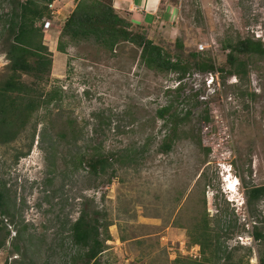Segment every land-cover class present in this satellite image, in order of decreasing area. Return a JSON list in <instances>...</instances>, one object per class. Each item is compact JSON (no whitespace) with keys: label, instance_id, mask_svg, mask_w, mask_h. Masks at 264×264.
Listing matches in <instances>:
<instances>
[{"label":"rangeland","instance_id":"1","mask_svg":"<svg viewBox=\"0 0 264 264\" xmlns=\"http://www.w3.org/2000/svg\"><path fill=\"white\" fill-rule=\"evenodd\" d=\"M78 1L55 0L51 10L56 14L51 13V28L45 30L54 63L45 91L60 89L61 96L35 115L18 140L0 146V184L14 215L0 216L3 232H10L5 247H0V264H18L22 254L36 264H71L84 252L74 244L70 225L84 211L112 224L100 264L200 260V247L190 245L188 230L202 214H208L217 244L232 254L233 264H260L264 243L252 234L255 223L264 228V196L252 205L245 194L264 187V58L241 56L249 67L244 81L223 73L215 85L205 74L191 75L184 82V97L191 100H184L173 91L176 76L139 65L129 43L114 53L94 41L59 53L62 28ZM161 4L167 18L140 31L166 50L173 52L183 41L187 50L209 54L227 72L223 46L229 39L252 38L264 44V0ZM11 9V0H0V81L9 64L2 44ZM197 93L199 101L192 98ZM170 103L181 116L188 111L193 115L180 129L172 151L162 154L158 148L169 128L158 111ZM205 111L209 121L204 120ZM51 120L56 124L53 137L43 138V126ZM62 124L76 128V145L57 136ZM125 148L136 153L137 164L115 163L105 174L90 173L87 155L93 150L110 154ZM78 152L85 161L74 169ZM18 153L27 155L15 162ZM25 175L38 183L31 185ZM19 231L22 237L16 239Z\"/></svg>","mask_w":264,"mask_h":264},{"label":"trees","instance_id":"2","mask_svg":"<svg viewBox=\"0 0 264 264\" xmlns=\"http://www.w3.org/2000/svg\"><path fill=\"white\" fill-rule=\"evenodd\" d=\"M55 0H11V14L5 21L3 50L9 64L7 73L0 81V146L9 145L32 125L35 115L43 109H48L61 96L60 89H52L46 92L45 86L49 83L53 69V55L45 44L44 21L52 18L50 6ZM127 15L120 14L114 7V0H79L73 12L65 20L57 51L66 54L70 47L78 46L82 42L94 41L107 52L114 53L122 44H130L135 47L139 58V65L147 69L168 73L176 76L177 87L173 90L178 98L184 97V82L189 75L194 73L208 74L219 71L221 74L238 76L244 81L248 77V62L241 56H259L264 58V44L261 40L252 38L229 39L223 46L228 52L226 64L230 71L225 72L219 68L215 60L209 54L197 51H189L183 41L176 43L175 50H166L162 45L155 43L140 31ZM3 34V33H2ZM25 77L31 78L27 82ZM223 77V76H222ZM170 93V91H168ZM200 94L192 96L199 101ZM189 97V96H188ZM186 100H191L188 98ZM199 103V102H196ZM48 115H51L47 111ZM192 112L188 111L181 116L174 110V104L170 103L158 111V117L169 128V133L159 145L158 151L169 154L177 140L178 133L186 122L191 119ZM204 120L209 121V113L205 111ZM54 124V125H53ZM55 120L51 124L45 123L42 129V137H53L51 128L55 126ZM38 124L34 126V131ZM50 130V132H49ZM76 128H70L62 124L57 132L60 140L69 143L72 139L77 144L78 136ZM34 134L28 151L31 149ZM201 141L198 146L201 147ZM51 150V146L46 148ZM210 149L206 150L208 156ZM26 153H18L15 162ZM90 173L95 176L105 174L113 169L115 163H121L129 167L134 162L138 163L136 153L131 148H125L116 153L104 154L93 150L87 155ZM116 157L115 162L112 159ZM85 157L82 152L73 156V168H81ZM115 172L113 173V175ZM0 184V216L14 217L8 206L6 194ZM248 204L259 202L264 196V187L253 188L246 192ZM204 207L206 200L204 199ZM207 212V208L204 211ZM4 221L0 220V247H5L10 232L4 233ZM112 224H103L100 219L90 212L84 211L79 218L70 225V235L75 245L83 250V256L75 257L71 264H100L99 256L107 251L106 243L111 239L109 227ZM102 228L104 231L101 232ZM26 230V226L23 228ZM22 231H19L16 239H21ZM253 237L256 241L264 243V228H259L255 223ZM191 246H199L200 260H187L189 264H220L224 258V264H233L232 254L227 253L217 244L214 233L210 229L208 214H202L200 221L188 230ZM21 253L20 249H17ZM176 262H181L178 259ZM8 264V262L6 263ZM15 264V263H10ZM18 264H36L34 260H25L22 254ZM260 264H264V253L260 256Z\"/></svg>","mask_w":264,"mask_h":264},{"label":"crops","instance_id":"3","mask_svg":"<svg viewBox=\"0 0 264 264\" xmlns=\"http://www.w3.org/2000/svg\"><path fill=\"white\" fill-rule=\"evenodd\" d=\"M162 0H114L115 9L137 27L149 28L167 18V12L162 11ZM170 13V12H168ZM149 19L153 24H149Z\"/></svg>","mask_w":264,"mask_h":264},{"label":"built area","instance_id":"4","mask_svg":"<svg viewBox=\"0 0 264 264\" xmlns=\"http://www.w3.org/2000/svg\"><path fill=\"white\" fill-rule=\"evenodd\" d=\"M51 9L53 8V5L50 6ZM52 14H56L55 12L52 11ZM51 22L50 21H45V24H44V29L45 30H49L51 28ZM194 75H197V76H200L201 73H194ZM207 78H209V83H213V84H219L220 82V79L222 77V74L221 72L219 71H216V72H211V73H208V74H205ZM191 75H189L188 77H190ZM187 77V79H188Z\"/></svg>","mask_w":264,"mask_h":264},{"label":"clouds","instance_id":"5","mask_svg":"<svg viewBox=\"0 0 264 264\" xmlns=\"http://www.w3.org/2000/svg\"><path fill=\"white\" fill-rule=\"evenodd\" d=\"M53 4V3H52ZM51 8V7H50ZM52 11V10H51ZM45 21H48V20H45ZM45 21H44V24H45ZM44 27V25H43ZM45 30V29H44ZM47 31V30H46ZM178 85V84H177ZM216 85V84H215ZM177 87V86H176ZM27 182H29L31 185H35L38 183L37 179H34V177H29V175H25V178Z\"/></svg>","mask_w":264,"mask_h":264}]
</instances>
